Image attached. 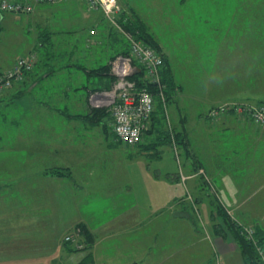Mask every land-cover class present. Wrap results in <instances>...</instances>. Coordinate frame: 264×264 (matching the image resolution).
I'll list each match as a JSON object with an SVG mask.
<instances>
[{
  "label": "crops",
  "instance_id": "0c3cea01",
  "mask_svg": "<svg viewBox=\"0 0 264 264\" xmlns=\"http://www.w3.org/2000/svg\"><path fill=\"white\" fill-rule=\"evenodd\" d=\"M58 5L68 6L67 12H57ZM46 8L52 9L51 16L44 15ZM58 13L65 18V32L77 31L78 39L49 29L56 24L54 16ZM34 15L50 16L54 21L45 25L42 35L39 32L44 29L38 34L35 30L34 44L27 52L37 47L36 37L46 36L49 42L41 45V55L40 48H36L35 65L25 82L13 83L0 95V264H211L215 250L225 264H248L227 230H213L216 219L213 221L211 215L210 198L201 193L198 184H193L195 179H189L185 187L198 196L199 208L196 207L206 227L197 222L194 205L182 199V184V194L170 180L166 184L174 188L170 187L169 195L142 196L137 189L133 192L128 170L132 168L130 157L134 152L123 143L113 142L108 130L99 131L103 117L90 125L82 116L90 109L88 92L104 89L107 82V77L90 75L87 69L109 62L113 52L109 51V28L101 12L90 9L83 0H61L38 3L28 16L1 13L0 40L5 41L3 36L14 31L19 34L21 20L29 21ZM8 25L15 27H5ZM50 42L53 51L48 46ZM9 49L3 43L0 71L22 55L20 51L11 54ZM35 90L41 92V97L28 98ZM66 91L70 97L75 93L69 98ZM50 92L59 93L52 97ZM219 93L210 107L220 98L232 97L229 92ZM237 120L223 115L209 124L220 135L225 134L228 141L222 142L219 137L214 141L205 135L204 157L194 154L234 218L264 231V174L246 172L245 166L253 164L250 158L255 151L244 143L245 139L261 137L254 134L251 124ZM78 122L98 130L77 134L74 128ZM69 126L73 130L70 136ZM105 150H111L120 163H99L98 156ZM51 167H68L71 176L45 173ZM91 186L99 197L93 201L95 204L88 198L91 204L85 205L80 199L83 193L79 197L77 192L91 190ZM78 188L81 189L77 191ZM176 212L187 215L177 216ZM78 223L84 224L93 236L86 250H75L63 242V236ZM87 253L90 258L83 261Z\"/></svg>",
  "mask_w": 264,
  "mask_h": 264
},
{
  "label": "rangeland",
  "instance_id": "374dc122",
  "mask_svg": "<svg viewBox=\"0 0 264 264\" xmlns=\"http://www.w3.org/2000/svg\"><path fill=\"white\" fill-rule=\"evenodd\" d=\"M116 1L123 9H126V11L131 9V11L133 10L138 15V17L146 24L147 31L157 40L161 52L168 58L174 80V88L172 89L174 92L171 95V102L166 104L165 115L167 114L168 116L170 127H173L174 130H182L186 139L181 140L187 142V147L191 153L196 152L198 156L204 157L203 154L205 153V148L203 137H205V135L210 136L212 139H217L219 137L222 142L228 141L225 134L220 135V131H215L209 126V124L217 121L223 115L215 120H210L206 116L210 105L213 103L212 100L218 95H221L219 92L226 95L227 92H229L231 93L229 96L232 97L230 99L229 97H226L227 99L224 97L220 98L217 105L221 102L230 100L242 101L244 103L263 104V6L260 7L257 3L242 6L241 2L244 0ZM35 6L36 4H34L31 11L24 14L10 13L18 16H28L33 13ZM58 6L59 9L57 12H67L68 6ZM99 11L108 25L107 28H109V32L114 31L116 35L125 37L122 35L120 28H118V26H121L119 21L122 14L117 16L115 23H111L106 19L103 11ZM4 13L8 12H3V14ZM50 14H52V9H44V15ZM50 16L38 18L34 15L29 21L21 20L20 25H18L20 28L19 34L14 31V34L8 33L4 35L3 38L6 40H0V50L4 43L5 46H10L8 52L11 54L19 53V51L22 55L29 53L35 54V52H37L36 48H41L38 39H43V45H47V42H49L47 41L46 36H40V38L36 37L37 41L35 44L37 47L35 46L36 48L30 49L28 52L27 49L34 44L33 34H35V30L38 34L40 29H44L45 25L53 20ZM54 19L56 24H52L49 29L52 28L65 37L72 39L79 38V33L77 31L65 32L66 29H64L63 26L65 18L62 15L59 13L55 14ZM12 26L15 27V25H8L5 27ZM30 27L32 29H29ZM259 30L263 31L260 32ZM42 32H45V29L41 30L39 35H42ZM112 34H109V37H112ZM78 42L81 41L79 40ZM127 43L128 49L126 45V52L129 51V42L127 41ZM76 44L78 43L76 42ZM48 46H51L52 50L51 42L48 43ZM102 50L105 52L111 51H107L105 48H102ZM213 84H215V86L213 89H210V86ZM40 95L41 92L35 90L28 98L38 99L41 97ZM86 98L90 109L97 108L102 112H105L101 117L105 120L104 123L107 126L106 129L108 128L107 130L110 132L111 140L115 143H121L113 132L112 121L107 107H95L90 103L88 97ZM214 105L216 104H213L212 106ZM5 109L9 110V108ZM224 115H232L238 119V122L247 125L251 124L255 129L254 134L256 133L261 137L260 139H257L256 137H253V139L250 140L245 139V145L252 147L255 154H252V157L250 158V162H253V164L247 163L248 160H244V162L248 164L245 166L246 172L255 173V171H257L264 174V124L257 122L250 114L236 115L234 112H231ZM87 120L88 123L92 125L88 118ZM104 123H99V131L103 130L102 126ZM68 124H70V122H68ZM72 124L74 125V123ZM81 125L83 126L82 128ZM69 128L68 131L70 136V131L73 130H71L72 126H69ZM98 129L97 127H87L86 123L83 125V123L78 122L74 131L77 132V134H80L81 132H96ZM157 136L158 132L153 131L147 135H142L140 142L136 145L124 144V146L129 147V149L132 150L131 152H134L130 157L132 168L131 170H128L129 175L131 174V177L129 178L131 182L129 185L132 188V191L135 192L136 189L140 190L141 192L137 193L143 194L142 196L169 195V191H171L170 187L173 186H170L171 183L167 185L166 182L167 180H170V182H173L175 185V188H178L179 194H182L181 184L183 185L184 192L182 194L183 197L181 196L182 198L187 200L188 194H190L192 195L191 197H193L191 199L194 200L195 196L185 187V184L189 179H195L194 181L196 183L193 184H199V180H197V178H199V175L197 174L199 168H193L190 165L191 159L187 156L183 144L177 143L176 140L161 144L158 142L159 140L157 139ZM93 140L94 138L91 141L93 142ZM206 140H210V138ZM95 141L98 140L95 139ZM140 143H144L147 146H151L152 144V147L146 148L145 146H142L144 144L139 145ZM216 146H219V144ZM115 157L117 156H113L111 150H105L100 157L98 156V162L102 164L120 163L118 160L114 159ZM125 161L128 162V158ZM179 165L181 167L183 165L181 171L187 177V179H185V184L180 180L179 175L181 171ZM97 173H99V171ZM171 173L172 175L170 177L166 176ZM206 173L208 175L207 171ZM157 174H162V176L157 178ZM176 181L179 183H176ZM79 189L81 188H78L77 191ZM95 189L96 188L91 186V190L90 188H83V192H77L79 193V197L81 196V193H83V196L80 199L83 198L85 205L86 203L91 204L90 202L98 199L99 196L96 195V192H92ZM86 190L88 191L85 193ZM131 195L134 196L133 193H131ZM88 198L90 202L87 201ZM196 198L198 200V196ZM173 202H176V200L173 199ZM224 206L226 211L229 210L232 212V210L228 209L226 205ZM213 221L214 225L218 222L222 225V221L215 216H213ZM197 222L200 226L206 227L199 216H197ZM71 231L72 230L69 232ZM206 235L208 234L206 233ZM74 247L72 248L75 250H86L85 243L81 248ZM87 255L90 257V253H87L85 257H83V261L84 259L87 260Z\"/></svg>",
  "mask_w": 264,
  "mask_h": 264
},
{
  "label": "built area",
  "instance_id": "2783aa9c",
  "mask_svg": "<svg viewBox=\"0 0 264 264\" xmlns=\"http://www.w3.org/2000/svg\"><path fill=\"white\" fill-rule=\"evenodd\" d=\"M60 0H0V14L3 12H13L24 14L32 10L34 4L56 3ZM92 9L103 11L107 20L115 23L117 16L122 14L123 8L116 0H83ZM122 35L129 42V51L115 55L110 61V73L113 81L108 89L92 91L88 95V100L95 107L106 106L112 121V128L115 136L125 145H136L140 142L147 122L155 109V94L165 104V84L161 81V68L163 58L161 54L136 39L130 32L118 26ZM36 56L33 53L19 56L13 65L0 72V94L12 86L13 82L23 80L35 64ZM140 74L142 84H139L133 76ZM146 84H151L157 88L154 93L149 90ZM234 112L237 114H250L257 122L264 124V103H244L230 100L211 106L206 116L210 120H215L219 116ZM181 171V169H180ZM198 175H203L208 179V175L203 168H199ZM180 180L184 182L186 175L180 172ZM188 201L193 202L188 194ZM194 205V203H193ZM195 211L197 207L193 206ZM241 233L247 237L254 235V227L244 225ZM63 240L81 248L80 229L74 228L71 232L63 236ZM264 260V252L259 251ZM211 264H225L221 255L215 250Z\"/></svg>",
  "mask_w": 264,
  "mask_h": 264
},
{
  "label": "trees",
  "instance_id": "16d2710c",
  "mask_svg": "<svg viewBox=\"0 0 264 264\" xmlns=\"http://www.w3.org/2000/svg\"><path fill=\"white\" fill-rule=\"evenodd\" d=\"M253 3H257L258 6L264 7V0H244L241 2L242 6H246V5H250V4L253 5ZM119 23L124 30L130 32L136 39L141 40L143 43H145L146 45H148L152 49L158 51L163 58V65L161 68V81L165 84V90H164V94H165V102L164 103L165 104H163L161 102L160 98L157 97V95L155 94V96H156L155 97V109H154L153 113L151 114L150 119L148 120L149 122L147 123V128L144 131V134L147 135L148 133H151L153 131H157L158 132L157 139L159 140L158 141L159 143L163 144V143H168L171 140H176L177 143L183 144V147L185 149L187 156L191 159L190 165L193 168H202V162L199 159V157L197 155H195L194 153L190 152V150L187 147L186 141L183 142L181 140V139H183V140L186 139L182 130H174L173 127H170L168 116H167V114L165 115L166 104H169L171 102V97H172L171 95L174 92L172 90L174 88V80H173L172 71H171V67H170L167 56L161 52L157 40L154 38V36L150 32L147 31L146 24L138 17V15L133 10L132 11H131V9H129L127 11H126V9L123 10ZM259 31L262 32L263 30H259ZM45 34L48 35L49 32H46ZM109 34H112V37H109ZM109 34L106 37L108 38V41L110 44V50H111L110 52L113 51L109 57L111 60L117 54L126 53V51H127L126 45H127V49H128V43H127V40L125 37H120L119 35H116L114 33V31L109 32ZM42 37H44V36H42ZM41 40L43 41V39H41ZM43 43L44 42H40L39 44H41L43 46ZM40 50H41V52H39V53L41 55L42 51H44V50L42 48H40ZM113 53H115V54L113 55ZM30 72H32V70ZM30 72H28L26 74L25 78L27 77V75ZM87 73L90 75L95 74V75H100L102 77H107V82H106V85L104 86V89H108L111 86V83L113 81V76L110 73L109 62H106V63L103 62L96 67H92L91 69L89 68V69H87ZM139 75L140 74H136L133 77L137 79L139 84H142V81H141ZM25 80L26 79L21 80L18 83H20V82L23 83V82H25ZM146 85L148 86L150 91H152L154 93L157 92L156 87H153L151 84H146ZM99 90H103V89L99 88ZM23 92H25V91L22 90V93ZM90 92H92V91H89L88 94ZM57 93H59V92H50L49 94L53 97L54 94L56 95ZM68 93H70V92H68ZM68 93L66 91V94L68 95V97L71 98V97H73V94L75 92L71 93L72 94L71 97L69 96L70 94H68ZM85 94H86V91L83 92V95H85ZM88 94L86 97H88ZM61 108H63V107H60L58 109H61ZM68 108L69 107H67V108L64 107V109L70 110V108L69 109ZM104 113L105 112H102L100 109L92 108V109H89V112H87L86 114H83L82 116L84 118L87 117L91 121V124L95 125L96 122L98 121L97 118L104 115ZM76 115L81 116L80 114H76ZM148 124H149V127H148ZM106 127L107 126L104 123V125H103V129H105L104 131H107ZM182 128H184V127H182ZM142 144H144V143H140L139 145H142ZM142 146H145L146 148H148V147H152V144H151V146L150 145L147 146L146 144H144ZM179 167H180L179 169H183L182 168L183 165H182V167L179 165ZM194 172H195V170H194ZM45 173L52 174V175L53 174L59 175V176H67V177L71 176V171L68 167H62V168L61 167H51V168L47 169ZM198 180H199L198 185H199L200 189L202 190L201 193H203V195H206L210 198V205L212 206L211 207V215L215 216L217 219L219 218L222 221V225L219 224V222H218L217 224H215L213 226V230L217 233H223V231L227 230V232H229L233 236V238L235 239L237 245L240 248L243 260L246 263H248V264H264V260L262 259L261 253L259 252L260 250L264 252V246H263V244H264V231L262 230V228H260L259 226H253L254 227V235L251 238L247 237L244 233H241L242 227L244 226L243 223H240L237 219H235L232 212H230L229 210L226 211V209L224 208L225 206L219 197V194L217 192V188H216L212 178L210 177V175L208 174V179L206 177H204L203 175H199ZM191 198H193V197H191ZM182 199H184V198H182ZM182 199H181V202H182ZM195 200H197L196 196L194 197V200H192L193 202H191V204L194 203V205L197 206L198 200L197 201H195ZM189 202L190 201H188L187 203H189ZM195 213L199 216V209L198 208H197V211H195ZM76 227H78L80 229V240H81L80 242L83 244V246L85 243L86 248H88L89 247L88 243H90L93 239L92 234L89 232V230L86 228V226L82 223L76 224L74 226V228H76ZM63 242L65 244L72 245V247L75 246L74 244H72L70 242H67L64 240H63ZM89 258L90 257H87V259H89Z\"/></svg>",
  "mask_w": 264,
  "mask_h": 264
},
{
  "label": "water",
  "instance_id": "95a60500",
  "mask_svg": "<svg viewBox=\"0 0 264 264\" xmlns=\"http://www.w3.org/2000/svg\"><path fill=\"white\" fill-rule=\"evenodd\" d=\"M175 215H177V216H183V215H187V213L185 214L183 212H176Z\"/></svg>",
  "mask_w": 264,
  "mask_h": 264
}]
</instances>
